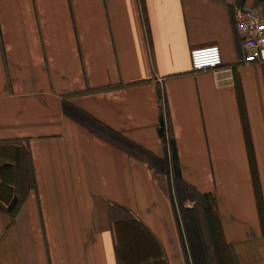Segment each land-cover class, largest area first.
I'll return each instance as SVG.
<instances>
[{"label":"crops","instance_id":"1","mask_svg":"<svg viewBox=\"0 0 264 264\" xmlns=\"http://www.w3.org/2000/svg\"><path fill=\"white\" fill-rule=\"evenodd\" d=\"M260 2L0 0V168L24 162L33 186L14 219L0 212V264H118L113 225L127 217L164 264L191 263L152 168L64 102L156 156L164 134L181 178L215 198L236 264H264V63H244L234 19ZM207 46L222 65L193 71Z\"/></svg>","mask_w":264,"mask_h":264},{"label":"trees","instance_id":"2","mask_svg":"<svg viewBox=\"0 0 264 264\" xmlns=\"http://www.w3.org/2000/svg\"><path fill=\"white\" fill-rule=\"evenodd\" d=\"M63 111L68 117L87 127L93 133L103 135L120 147L125 148L132 156L146 162L148 161L150 168H156L157 171L166 176L168 183L166 192L174 210L181 239L183 235L185 237L191 264H213L212 258H214L215 264H236L233 252L224 239L221 224L215 211V198L212 194L199 193L181 178L176 148L172 142L169 152L165 148L163 156H156L132 143L122 135L111 132L89 114L70 103H63ZM241 115H243L242 110ZM161 138L165 143L164 134H162ZM246 141L249 146L251 165L254 166L248 134L246 135ZM0 171L2 175L0 179V203L3 202L5 204L4 206L0 205V212L13 218L29 191L33 188L32 179L29 176L30 170L27 164L25 166L24 162H20L18 167L16 165H3ZM252 173L253 184L257 191L258 213L261 226L264 227L263 203L254 168ZM5 174H7V178L11 175L14 176L10 177L11 181H6L4 178ZM185 201H192L195 206L199 205L203 226L199 223L195 206L186 208L184 207ZM181 215L183 227L180 226ZM113 227L118 264H164L161 260V249L158 241L140 221L133 217H127L126 219L115 221Z\"/></svg>","mask_w":264,"mask_h":264},{"label":"built area","instance_id":"3","mask_svg":"<svg viewBox=\"0 0 264 264\" xmlns=\"http://www.w3.org/2000/svg\"><path fill=\"white\" fill-rule=\"evenodd\" d=\"M234 19L244 63H264V0L251 7H235ZM190 64L195 72L214 70L222 65L221 52L217 46L193 49Z\"/></svg>","mask_w":264,"mask_h":264},{"label":"rangeland","instance_id":"4","mask_svg":"<svg viewBox=\"0 0 264 264\" xmlns=\"http://www.w3.org/2000/svg\"><path fill=\"white\" fill-rule=\"evenodd\" d=\"M264 71V70H263ZM170 147H171V141L170 139H166L165 140V143H164V149L166 148V150H170ZM148 162V161H147ZM1 169V168H0ZM159 171L156 170V168L152 169V174L155 178H157V181L159 183V185L161 186V190H163V192L167 195V190H168V183H167V178L165 175L161 174L160 172L158 173ZM14 175H11L10 177H13ZM2 175H1V171H0V179H1ZM7 178V174L4 175V178L6 179V181H11V178ZM32 190V189H31ZM28 193V192H27ZM168 196V195H167ZM169 197V196H168ZM170 199V198H169ZM1 206H4L5 204L3 202L0 203ZM186 206V208H191L193 206H195L194 202L192 201H185L184 202V207ZM199 205H196L194 208L196 210V213L198 214L197 217L199 219V223L203 226V223H202V213H201V210L199 209L200 207H198ZM21 208V206H20ZM19 208V210H20ZM18 210V212H19ZM113 210V209H112ZM178 210V208H177ZM18 212L16 213V215L18 214ZM123 211L121 210H118L117 212L114 213L115 217H116V220L119 216H121L123 213ZM3 213V212H2ZM16 215L11 218V219H14L16 217ZM125 216V214L123 215V217ZM175 216V214H174ZM180 217V216H179ZM120 218V217H119ZM121 220V219H120ZM175 221H176V224H177V228H179L178 226V223H177V220L175 218ZM180 226L183 227V220H182V215H181V218H180ZM212 263L215 264V261H214V258H212ZM191 264V263H190Z\"/></svg>","mask_w":264,"mask_h":264}]
</instances>
